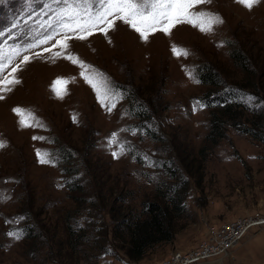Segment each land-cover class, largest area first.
I'll list each match as a JSON object with an SVG mask.
<instances>
[{"label":"rangeland","instance_id":"obj_1","mask_svg":"<svg viewBox=\"0 0 264 264\" xmlns=\"http://www.w3.org/2000/svg\"><path fill=\"white\" fill-rule=\"evenodd\" d=\"M45 2L4 0L0 5V29L6 35L10 26L20 21L15 31L22 35L27 31L22 18L29 12L35 16ZM201 9L218 13L224 21L212 35L182 25L173 29L171 36L157 33L145 43L117 22L116 30L108 38L96 34L88 41L70 42L74 55L106 74L118 88H136L148 102L147 116L158 136L166 140L162 145L150 142L142 134L122 131L132 129L136 123L128 114L125 97L109 114L80 78V69L67 60L53 63L51 55L45 53L43 59L23 66L24 70L18 73L21 84L0 101V141L6 145L0 150V264H70L74 257L67 258L71 252L64 222L71 229L82 227L90 243L94 237L103 248L94 262L90 259L95 254L84 244L87 241L81 242L88 255L86 264H157L174 252L192 249L210 226L236 218L264 217V147L228 130L226 139L199 159L196 150L206 132L207 110L193 112V102L200 100L206 87L186 76V72H192L198 77L199 66L207 62L228 80L239 79L240 72L231 63L229 52L241 48L258 58L262 56L264 2L247 11L235 0H212ZM172 45L187 49L190 56L177 59L171 52ZM58 77L69 81L66 93H61L63 99L57 98L51 89ZM16 107L25 110L21 118L29 120L26 113L31 112L44 127L21 128L20 118L12 111ZM73 116L77 118L75 123ZM114 132L132 148L117 159L107 142ZM34 136L45 140L34 141ZM172 137L184 154L195 157V162L203 166L197 188V175L185 176L178 155L171 151ZM37 149L56 153V166L38 163ZM61 151L72 155L73 166L62 162ZM169 154L173 156V166L178 167L188 184L185 212L170 243L154 246L140 261L129 262L114 248L109 236L100 242L99 236L94 235L97 230L109 231L107 212L109 206L119 205L115 200L118 193L125 196L124 205L134 210L153 196L155 184L167 179L160 164ZM78 159L83 163L77 167ZM75 176L80 186L73 191ZM26 226L32 229L33 239L25 238ZM9 231L23 233V238H9ZM216 260H220L217 264H264V225L251 228L235 247Z\"/></svg>","mask_w":264,"mask_h":264},{"label":"snow or ice","instance_id":"obj_2","mask_svg":"<svg viewBox=\"0 0 264 264\" xmlns=\"http://www.w3.org/2000/svg\"><path fill=\"white\" fill-rule=\"evenodd\" d=\"M211 2L212 0H46L42 11L35 16L29 12L22 18L27 28L22 35H17L15 31L19 28L20 21L13 23L11 31L6 35L0 29V101L5 100L6 95L21 84L18 73L24 70L23 66L29 65L34 59H43L44 54L48 53L53 63L64 59L77 66L80 78L92 89L100 106L110 114L124 99L123 92L106 74L74 55L70 51V42L88 41L96 34L108 38L110 32L116 30L117 22L127 26L145 43L157 33L171 36L173 29L182 25L190 26L201 34L212 35L224 21L218 13L201 9V6L210 5ZM262 2L264 0H235V3L247 11H252ZM3 3L4 0H0V5ZM37 20L41 22L36 23ZM108 42L111 43V40ZM36 49L40 51H35ZM53 49L58 50L54 52ZM171 52L177 59H187L190 56L187 49L177 45L171 46ZM186 76L199 83L196 74L186 72ZM68 83L64 77L53 81L51 89L57 98H64L61 93H66ZM240 99L245 104H254L256 101L250 95L241 96ZM207 106L204 101L196 100L193 102V112ZM12 111L20 118L18 125L21 128L44 127L31 112L26 113L29 118L26 120L21 118L25 115L24 109L16 107ZM73 122H77L75 116ZM122 131L132 135L140 132L139 129ZM33 140L44 141L45 137L34 136ZM107 142L114 159L132 151L127 141L119 139L118 133H112ZM5 147V143L0 141V150ZM36 156L41 165L56 166L58 162L56 153L47 150L37 149ZM7 235L17 241L23 238V233L16 231H9Z\"/></svg>","mask_w":264,"mask_h":264},{"label":"trees","instance_id":"obj_3","mask_svg":"<svg viewBox=\"0 0 264 264\" xmlns=\"http://www.w3.org/2000/svg\"><path fill=\"white\" fill-rule=\"evenodd\" d=\"M229 59L240 72L239 79L232 76L233 78L228 80L227 76L225 77L220 70L207 62L201 64L198 69L199 82L206 87L200 100L208 105L205 108L207 110L206 132L196 150V155L201 160L204 159L206 151H211L219 142L226 139L228 130L245 135L264 147V53L258 58V55L257 57L253 56L241 48H232L229 52ZM119 89L127 100L128 114L136 121L131 128L139 129V134L145 136L150 142L161 145L166 143L163 137L158 136L150 116H147L148 102L137 93L136 88L126 89V87L120 86ZM248 95L256 98L254 104H245L240 99L241 96ZM173 139L172 137L170 142L172 144L171 151L173 155H178L179 164L184 170L185 176L197 175L194 181L197 188L202 178L203 166L201 163L195 162V157L184 154V150L182 151L181 146L175 144ZM60 157L64 164L73 166L71 154L61 151ZM172 159L171 154L162 159L160 166L167 179H162L155 184L153 196L149 200L142 201L138 210L124 205L125 196L122 197L121 193H118L115 200L119 205L116 208L109 206L107 212L111 222L109 231L107 228L103 231L97 230V234L94 235L99 236L100 242L105 241L109 236L114 248L119 250L129 262L140 261L145 253L154 246L170 243L174 237L177 223L185 212L184 200L188 184L178 167L173 166ZM139 162L138 159L136 163ZM82 163L79 159L78 162L75 161L77 167ZM77 167L74 169L76 175ZM70 173L71 171H65V174ZM76 177L72 180L73 188L71 190L73 191L80 186L77 183L79 179ZM101 185L97 186L98 190L101 189ZM119 195L120 197H118ZM63 230L71 252L67 258L74 257L70 264H86L88 262L86 248L82 249L80 245L85 241H87L84 243L85 246H90L87 247V250L95 254L91 256L90 260L94 262L97 260V253L100 254L103 248L97 243L96 238L93 237L90 243L82 227L77 230L71 229V225L67 222H64ZM23 232L27 240L34 238L30 237L32 234L30 227H24Z\"/></svg>","mask_w":264,"mask_h":264},{"label":"built area","instance_id":"obj_4","mask_svg":"<svg viewBox=\"0 0 264 264\" xmlns=\"http://www.w3.org/2000/svg\"><path fill=\"white\" fill-rule=\"evenodd\" d=\"M264 225V217L236 218L219 226H210L203 239L192 249L185 252H174L167 259L157 264H212L220 260L244 237L251 228Z\"/></svg>","mask_w":264,"mask_h":264},{"label":"crops","instance_id":"obj_5","mask_svg":"<svg viewBox=\"0 0 264 264\" xmlns=\"http://www.w3.org/2000/svg\"><path fill=\"white\" fill-rule=\"evenodd\" d=\"M217 263H219V261L215 262V264H217ZM212 264H214V263H212Z\"/></svg>","mask_w":264,"mask_h":264},{"label":"bare ground","instance_id":"obj_6","mask_svg":"<svg viewBox=\"0 0 264 264\" xmlns=\"http://www.w3.org/2000/svg\"><path fill=\"white\" fill-rule=\"evenodd\" d=\"M215 264V263H214Z\"/></svg>","mask_w":264,"mask_h":264}]
</instances>
